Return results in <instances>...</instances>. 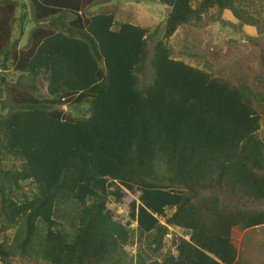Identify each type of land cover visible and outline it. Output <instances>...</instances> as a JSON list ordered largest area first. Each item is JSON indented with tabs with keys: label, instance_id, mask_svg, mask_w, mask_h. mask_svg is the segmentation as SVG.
Segmentation results:
<instances>
[{
	"label": "trees",
	"instance_id": "obj_1",
	"mask_svg": "<svg viewBox=\"0 0 264 264\" xmlns=\"http://www.w3.org/2000/svg\"><path fill=\"white\" fill-rule=\"evenodd\" d=\"M23 1L2 0L0 9L30 7L29 46L18 55L19 39L2 42L24 16L9 17L11 33L0 20V101L6 87L20 91L0 107V264H129L123 248L131 232L106 207L124 191L139 194L129 218L138 239L146 237L149 264H254L231 242L233 228L264 226V136L255 108L264 104V32L244 2L157 0L169 10L151 44L149 30L116 24L112 14L79 15L82 0ZM224 12L237 22L223 21ZM215 23L229 29L230 48L251 43L258 76L231 66L234 84L173 56L177 28ZM244 26L260 39L234 38ZM220 47L206 50L213 66ZM67 104L87 112L72 118L59 108ZM25 183L34 194L19 198ZM170 226L188 239L174 235L175 254L161 253Z\"/></svg>",
	"mask_w": 264,
	"mask_h": 264
},
{
	"label": "rangeland",
	"instance_id": "obj_2",
	"mask_svg": "<svg viewBox=\"0 0 264 264\" xmlns=\"http://www.w3.org/2000/svg\"><path fill=\"white\" fill-rule=\"evenodd\" d=\"M0 0V9L3 6ZM137 1V3H135ZM21 2V1H20ZM23 2L28 3V0H24ZM244 2V3H243ZM239 3H243L241 6H247L249 9L250 15L258 20V24L260 25L261 29L264 32V0H239ZM238 3V4H239ZM248 4V5H247ZM116 5H121L124 7L125 14L127 13H139L140 21L137 22L138 26L145 27L151 26L152 28V35L149 34L148 39L151 41L150 43H154L156 40L161 38L162 31L160 26L163 25L164 16H165V8L164 6L160 5L158 2L153 0H118ZM125 5V6H124ZM17 9L10 11L4 9L3 11L0 10V20L5 22L4 30L9 31L11 33V28L8 26V21L11 18H16L19 16H24L23 19H19L13 23L12 27V36L10 34V38H3V47H5L6 43L12 37L13 42L19 39V43L17 45V49L15 50L16 55L19 54L20 50H24L29 46L30 41V24L27 22L30 18V7L27 5V9L21 7V3L16 2ZM89 12V11H87ZM90 14V13H89ZM91 15V14H90ZM11 17V18H9ZM206 16H202L201 20H204ZM221 19L230 21L231 23H236L237 21L233 18L231 13L224 12L221 15ZM122 22V21H120ZM162 23V24H161ZM219 24V23H218ZM258 25V26H259ZM209 26V25H208ZM207 27V25L205 26ZM10 28V30H9ZM21 29L24 30L23 34L21 33ZM201 30H197V28L191 32L192 34H186L185 30H180L176 32L169 40V45L172 48L173 56L177 59L185 60L188 64L198 69H202L208 73H212L215 76H223L225 78H230L232 83L236 84L238 76L235 73L231 66H233L234 70L236 71H243L247 72L245 75L248 76H258V72L260 70V63L258 61V52L252 47L251 43H244V46L236 45L231 48L229 44L226 43L222 46L224 41V36L226 35L229 29H221V24L217 25V30H211V27H207L205 30L203 28H199ZM243 32H233L234 38H239L240 36H249L255 37L260 39L258 36V31L256 27H248L244 26L242 28ZM3 31V27L0 29ZM21 33V34H20ZM6 35V34H5ZM21 35V37L15 38V36ZM207 37V48L203 45V39ZM245 38V37H244ZM11 43V42H10ZM220 49L224 54L219 55V59L215 62L214 66L212 67V63L209 61L206 50H209L211 46H220ZM227 50V51H226ZM226 51V52H225ZM211 63V67L208 64ZM16 63V61H15ZM16 66V64H14ZM37 87L41 95H45V82L41 79L37 81ZM6 91L9 94L8 97L3 98L0 101V107L3 106V103H8L7 100L10 97L14 100L18 98V91L17 89L6 87ZM13 101V100H12ZM25 101V100H23ZM3 102V103H2ZM15 102V101H14ZM65 114L74 117L84 116L87 112H85L83 107L75 106L69 107V105L59 106ZM256 111L260 117V129L257 132L258 137L264 136V104H256ZM5 164H9L8 161ZM125 195H123L121 201H116L114 197H109L106 202V207L109 210L114 211L119 216L118 222L127 228L131 232V242L126 245L123 250L126 255V262L129 264H138L139 258L144 259L145 264H149L153 258H149L147 254V244H146V237L139 240L138 232L136 230L135 222L131 221L129 218L130 212V203L133 201H137L139 194H131L126 191ZM34 194V189L27 183L24 184L23 191L19 193V198L28 197L30 198ZM172 211L167 210L166 213L169 215ZM160 222L163 224L164 220L160 218ZM180 236L185 239H188L189 233L185 230L176 228V227H168L167 235L163 239V247L161 249V253H168L171 252L175 254V250L171 247V240L173 236ZM13 237V231H8L7 236L4 238L5 241H10ZM231 242L235 249L238 251V254L241 257L250 260L252 263L257 264H264V226L258 227L255 230L248 231V230H241L239 228H233L231 230ZM131 262V263H130ZM14 264H24L22 261L17 260ZM29 264H34V262H30Z\"/></svg>",
	"mask_w": 264,
	"mask_h": 264
},
{
	"label": "crops",
	"instance_id": "obj_3",
	"mask_svg": "<svg viewBox=\"0 0 264 264\" xmlns=\"http://www.w3.org/2000/svg\"><path fill=\"white\" fill-rule=\"evenodd\" d=\"M117 1L118 0H84V1L82 0V2H80L82 4V8H81L80 11H78V14L79 15L84 14L82 16H84L85 18H88L89 16H91V15H93L95 13L105 12V13L112 14V16L114 17V21L116 22V24H118V23H130L132 25H137L138 26L137 22L140 21L139 13H127V14H125L124 7L121 6V5H116V2ZM153 1L158 2L157 0H153ZM74 2H75V0H66V2H64L63 5H61V6L62 7H66V6L67 7H71V6L74 5ZM135 3H137V1H135ZM160 5H162V4H160ZM162 6H164V8H165V16H164V21H165V17H166V14H167V11L169 10V8L167 6H165V5H162ZM87 11H89V12H87ZM213 12L214 11H210L209 12L210 13L209 16L212 15ZM120 21H122V22H120ZM219 24L218 23L209 24V26L207 25V27H211V30H213V29L217 30V25H219ZM207 27H204V30ZM142 28H145V29L149 30L148 36H149V34L152 35V28H151V26H145V27H142ZM164 28H165V23L163 22V25L160 26V29H161L162 33L164 32ZM196 28H197V30H201V29H198V24L196 26H194V27H192V26L191 27L190 26H180L179 28H177V30L175 31V33L176 32H179L180 30H185L186 31V34H192L191 32H193ZM221 29H223L222 24H221ZM225 44L226 43H223V45H225ZM208 64L211 67V63L208 62ZM212 67H213V64H212Z\"/></svg>",
	"mask_w": 264,
	"mask_h": 264
}]
</instances>
